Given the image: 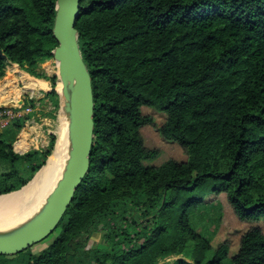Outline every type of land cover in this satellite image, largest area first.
Returning a JSON list of instances; mask_svg holds the SVG:
<instances>
[{"label":"trees","instance_id":"1","mask_svg":"<svg viewBox=\"0 0 264 264\" xmlns=\"http://www.w3.org/2000/svg\"><path fill=\"white\" fill-rule=\"evenodd\" d=\"M55 4L0 0V77L12 62L48 79L58 107L56 75L36 71L57 45ZM75 28L93 90L89 169L52 242L0 255V264L221 263L228 242L213 247L189 215L223 193L238 220L264 219V0H81ZM143 106L166 114L160 134L185 160L145 164L158 151L144 144L140 129L153 120ZM13 140L0 130V195L32 179L56 136L24 153ZM230 256L264 264L262 227L241 233Z\"/></svg>","mask_w":264,"mask_h":264},{"label":"water","instance_id":"2","mask_svg":"<svg viewBox=\"0 0 264 264\" xmlns=\"http://www.w3.org/2000/svg\"><path fill=\"white\" fill-rule=\"evenodd\" d=\"M80 2L81 0H56L52 27V35L57 42L52 50V57L58 64L56 77L58 83L69 89L63 106L68 116V157L60 177L39 210L22 223L0 230V255H16L48 237L56 229L89 169L93 144L94 101L91 76L80 52L75 28L80 16Z\"/></svg>","mask_w":264,"mask_h":264},{"label":"rangeland","instance_id":"3","mask_svg":"<svg viewBox=\"0 0 264 264\" xmlns=\"http://www.w3.org/2000/svg\"><path fill=\"white\" fill-rule=\"evenodd\" d=\"M36 71L45 75L46 78H49L52 75L58 76V64L53 59V57H51L41 63L36 68ZM7 73H11L14 79L13 81H11L10 86L5 88L2 94L4 96L9 95V97L12 98L13 96L17 95V91H19V95L17 96L20 99L18 104L15 103L16 105L14 106H8L11 108H16L17 110H22V104H24L25 101L34 99L35 107L30 106L31 109L29 112L22 113L20 117H12L10 119L11 122H13L14 120H22L21 126L19 128H15L13 125L10 127V121L6 126L0 127L2 135L7 137L8 134H12L13 138L15 139L24 130L23 136H25L28 141L27 146L29 149H32L38 147L47 148L50 140V135L54 134L56 136V141L54 144L55 148L61 131V125L63 121L62 116L64 112V102L60 93L58 92V80L56 81L55 86L58 99V107H56V97L47 95V92L51 90V87L47 91L41 89H29L26 87L28 78L24 79L22 75L24 73L32 78L37 79V77L29 74L24 68L12 62H7L4 70V75L0 77V79H3L7 75ZM0 103H4V101H0ZM141 112L143 115L150 116L153 120L151 124H146L140 129L144 144L146 147L154 148L158 151V156L152 161H145V164L160 165L161 163L169 159H174L177 161L185 160V149L176 142L165 140L160 134L159 128L165 122L166 114L146 106L141 107ZM3 169L4 167L0 165V173L3 171ZM58 178H56L54 181L56 182ZM54 184L55 183L51 185V188L54 186ZM51 188L46 191L37 205L32 206L33 210H39V208L42 206V201H44ZM7 194H2L0 196H4ZM206 200V203L196 206V208L189 215V220L191 221L192 226L194 227V229H196L197 232H199L206 238L212 239L211 245L213 247H216L220 242L226 240L229 245V254L232 255L238 248L239 237L241 233H243L249 226L256 224L262 227V229L264 230L263 218H260L259 220H238V218L233 213L230 205L228 204L225 194L221 193L219 195H210ZM37 210H35V212ZM35 212L25 214L20 220H22L23 222L29 219V217ZM58 232L59 229L51 233L40 243L32 246L30 250L33 253L40 252L43 248H45L52 242ZM99 240V235L95 233L92 239L89 241V245H93ZM230 255L223 259L219 264H233ZM177 257L179 256H171L166 260L164 259L160 261V263L164 261L172 262ZM208 257L210 258V255Z\"/></svg>","mask_w":264,"mask_h":264},{"label":"bare ground","instance_id":"4","mask_svg":"<svg viewBox=\"0 0 264 264\" xmlns=\"http://www.w3.org/2000/svg\"><path fill=\"white\" fill-rule=\"evenodd\" d=\"M22 77L24 79L28 78L26 87L29 89L45 87V83L41 79L32 78L24 73ZM13 79L14 77L11 73H7L5 78L0 79V101H5L4 103H8L9 105L19 103L20 101L17 96L19 93L12 98L9 97V95L4 96L2 94L4 89L10 86ZM58 91L63 102H65L69 89L67 90L65 86L59 82ZM62 120L61 131L56 146L52 154L49 156L45 166L36 174L33 180L20 190L0 196V230L9 229L22 223V220L20 219L25 214L35 212L37 209L33 210L32 206L37 205L46 191H48L51 188V185L55 183L54 180L58 178V176L60 177L69 151V141L66 135L68 126V116L66 112H63Z\"/></svg>","mask_w":264,"mask_h":264},{"label":"built area","instance_id":"5","mask_svg":"<svg viewBox=\"0 0 264 264\" xmlns=\"http://www.w3.org/2000/svg\"><path fill=\"white\" fill-rule=\"evenodd\" d=\"M22 106H23L22 110H17L16 108H11V107L0 106V127L6 126L12 117H20L22 113H27L31 109L29 105L24 106V104H22Z\"/></svg>","mask_w":264,"mask_h":264},{"label":"crops","instance_id":"6","mask_svg":"<svg viewBox=\"0 0 264 264\" xmlns=\"http://www.w3.org/2000/svg\"><path fill=\"white\" fill-rule=\"evenodd\" d=\"M7 76V75H6ZM5 76V77H6ZM4 77V78H5ZM38 79V78H37ZM39 79H41V80H43V82L45 83V87H41V88H38L39 90L41 89V90H48V89H50V87H51V84H50V81L49 80H47V79H45V78H39ZM7 88V87H6ZM5 90V89H4ZM18 93V92H17ZM5 102V101H4ZM7 102H9V101H7ZM3 104V103H2ZM5 105V104H4ZM14 105H16V104H13V106ZM0 106H3V105H0ZM19 135H21V134H19ZM17 136L13 141H12V147H13V150L15 151V152H17V153H24V152H26V151H28L29 150V148H28V141H27V139L25 138V136H23L24 137V147H23V150H17V148L15 147V143L17 142V140H19V137L20 136ZM24 135V134H23ZM38 148H43V147H38ZM35 149H37V148H35ZM54 150V149H53ZM53 152V151H52ZM52 154V153H51ZM50 154V155H51ZM49 158V157H48Z\"/></svg>","mask_w":264,"mask_h":264}]
</instances>
